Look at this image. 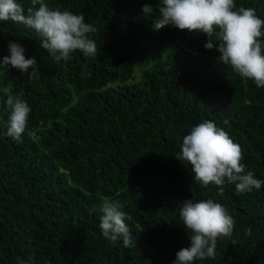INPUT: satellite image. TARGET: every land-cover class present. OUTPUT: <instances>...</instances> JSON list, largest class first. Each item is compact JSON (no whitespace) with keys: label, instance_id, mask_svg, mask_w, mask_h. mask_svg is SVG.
<instances>
[{"label":"trees","instance_id":"trees-1","mask_svg":"<svg viewBox=\"0 0 264 264\" xmlns=\"http://www.w3.org/2000/svg\"><path fill=\"white\" fill-rule=\"evenodd\" d=\"M45 2L83 14L97 29L90 34L97 53L77 50L57 61L34 30L0 22V59L16 42L41 72L29 79L0 68V264H17V257L32 264H173L190 245L183 201L209 198L227 208L235 226L218 239L215 259L193 264H264V184L240 194L226 185L220 196L177 159L191 128L212 120L241 146L245 171L264 180V87L221 63L218 41L205 49V34L155 31L159 0ZM145 3L152 13H143ZM234 4L264 20V0ZM21 92L31 112L17 142L7 136L6 100ZM105 198L119 200L131 216V247L103 237Z\"/></svg>","mask_w":264,"mask_h":264},{"label":"clouds","instance_id":"clouds-1","mask_svg":"<svg viewBox=\"0 0 264 264\" xmlns=\"http://www.w3.org/2000/svg\"><path fill=\"white\" fill-rule=\"evenodd\" d=\"M142 11L147 15L153 12V7L145 3ZM158 13L152 25L155 31L172 26L189 33L205 34V49L212 50L214 41H218L219 61L229 65L242 78L254 81L257 88L264 87V20L257 16L254 8H237L234 0H159ZM6 21L34 30L42 40L41 47L57 61H68L77 50L85 56L97 53L96 42L90 38V34L97 32L96 27L85 23L83 14L50 8L45 0H31L26 10L17 0H0V22ZM8 51L10 55L0 59V68H15L27 73L29 79L41 75L35 57L26 58L22 45L9 42ZM22 96L21 92L9 95L6 100L9 110L7 136L17 142H21L31 112ZM228 123L227 119L223 121L225 125ZM180 148L177 159L191 165L194 180L205 187L216 186L220 196L226 185H235L236 193L240 194L259 190L264 184V180L256 179L251 171H245L241 146L212 120L206 119L193 126ZM123 209L119 200L105 198L99 227L109 242L115 244L122 240L124 247H131L132 234L125 223L131 216ZM179 215L191 233L190 245L176 253L173 264L215 259L218 239L233 234V216L224 205L211 198L196 202L184 200ZM246 231L251 234L250 228ZM17 264H32V260L17 257Z\"/></svg>","mask_w":264,"mask_h":264}]
</instances>
